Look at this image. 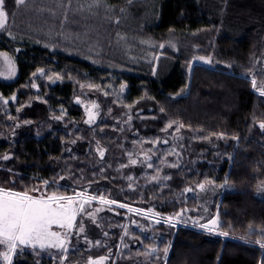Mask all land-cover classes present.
<instances>
[{
    "label": "trees",
    "instance_id": "trees-1",
    "mask_svg": "<svg viewBox=\"0 0 264 264\" xmlns=\"http://www.w3.org/2000/svg\"><path fill=\"white\" fill-rule=\"evenodd\" d=\"M79 1L5 0L0 54L15 73L0 76V187L89 188L91 206L103 196L125 207L102 213L101 244L18 248L13 264H264V0H101L114 12L98 30L76 21ZM201 57L209 67L190 66ZM206 180L222 189L211 230L197 194Z\"/></svg>",
    "mask_w": 264,
    "mask_h": 264
},
{
    "label": "snow or ice",
    "instance_id": "snow-or-ice-1",
    "mask_svg": "<svg viewBox=\"0 0 264 264\" xmlns=\"http://www.w3.org/2000/svg\"><path fill=\"white\" fill-rule=\"evenodd\" d=\"M15 3L24 5L25 0H15ZM4 5L5 0H0V29L5 28L8 20V13L5 11ZM95 6H98V2ZM0 55L4 57V63L8 69V78H11L14 75V62L6 54ZM200 59L206 64L211 63L210 59L203 57ZM252 84L254 87L256 86L255 80L252 81ZM32 86L35 87L36 85L33 84ZM259 94L264 96V87L261 88ZM92 107L95 108L96 105ZM88 115L89 122L95 119L94 112L89 111ZM168 127L171 128L172 125L169 124ZM182 127L183 125H180L175 130L179 131ZM259 127L264 129V122L260 123ZM99 154L103 157L104 151L100 150ZM8 158L7 156L4 157V159ZM130 163L135 164L136 160H130ZM157 178L158 176L153 177V179ZM211 183V180H206L199 187L204 190L205 184ZM191 190L189 189V191ZM261 191H264V189H261ZM32 192L37 193V195L30 194L29 191H14L0 187V245L5 249L0 252V259L4 264H13V256L18 254V248L21 251L26 247L33 249H65L68 238L66 236L62 238L61 233L54 229H73L77 214L83 211L86 203L96 198L95 196L86 195L84 192L77 193L76 196H62L55 193L52 195L39 194L41 189H33ZM77 196H79V199H77ZM100 203L112 205L116 204L117 201L106 200L101 196ZM118 207L124 208L125 204L119 203ZM216 226V219L211 220L210 224L201 225L205 230L214 229ZM80 231H83L82 226H80ZM220 234L227 236V233ZM257 243L264 247V242L257 241ZM167 251L168 249L165 248V254H167ZM96 264H102V260L97 261Z\"/></svg>",
    "mask_w": 264,
    "mask_h": 264
},
{
    "label": "rangeland",
    "instance_id": "rangeland-1",
    "mask_svg": "<svg viewBox=\"0 0 264 264\" xmlns=\"http://www.w3.org/2000/svg\"><path fill=\"white\" fill-rule=\"evenodd\" d=\"M97 2H98V6H95L97 4ZM75 3L77 4V6L75 5ZM75 3H74V7H76V10H75L74 16L76 17V21L80 22V26L84 25V27H88L90 25L89 22H91V24L93 25L92 26L93 30H98V28H95V27H96V25L101 27L103 19H105V20L107 18L113 19L112 13L114 12V10H112L111 7H107L101 0H85V1L83 0V1L75 2ZM58 15L59 14L56 13V15H54V16L52 15V16L54 18V17H57ZM77 16H79V17H77ZM80 16H82L84 20L87 19L88 26H87V23L84 22V20H83L84 23H82V20H78V19H80ZM67 31H65L66 32L65 33L66 34L65 42H68L69 45L75 46L74 40L79 38V37L76 36V38H75V35H74L75 33L73 31H68V32ZM84 31H85V34H89L88 29L84 30ZM119 37L122 39H125V36L124 37L119 36ZM89 46H92V45H89ZM139 46L143 47V49H146L149 47V45H147L145 41H140ZM91 49H93V50L91 51ZM87 52L92 54V56H95L96 54L100 53L101 50L99 49V47H97V48L96 47H94V48L89 47ZM138 53H139V51H138ZM94 59H95V57H90L88 59V61L93 62ZM14 73H15V71H14ZM39 74L43 75L44 72L40 71ZM7 75H8V69L4 63V57L2 55H0V76H7ZM108 86L113 87L112 82H109ZM35 87L37 89L38 85L36 84ZM116 93L118 94L117 91H116ZM95 118H96V116H95ZM173 139H176V137L174 136ZM207 141H211V140H209L207 138ZM161 143L165 144L164 141H162ZM157 145H158V142H157ZM157 145L155 143V146H157ZM168 148L170 151H172V153H175V155H177L175 152L176 147H174V146L169 147L168 146ZM163 155L165 156V154H163ZM142 158L144 161H147V163H149V164H147V166L149 168L153 167V165L150 163V161H151L150 157L143 155ZM164 158L165 157H163V159ZM134 160H136L135 164H138L137 163L138 160L137 159H134ZM82 192H84L86 195L97 197L95 194H92V193L88 192L87 190H84ZM221 192H222V189H219L218 187L212 186V185H205L204 190H201L200 187H198L197 194L199 195V197L201 199L202 206L205 210L204 215L206 216V220L208 219L209 224H210V221L214 219V217L211 215L212 205H213L215 199L217 197H219ZM52 194H53V192L51 194H46V195H52ZM110 199L117 201V203H120V202H118V200L116 198L115 199L110 198ZM91 202L95 203L93 201L86 203L84 205L83 211H81L77 214L76 227H75L74 232L71 234L70 238H69L67 233H64L62 235V238L65 236L68 238V243L65 245V249H61V251L65 252L68 248L70 249L71 247L75 248V249H77V248H88V247L92 248L94 244H97V245L101 244L99 239L96 241V243H94V240L100 235L101 226H100L99 222H100L101 215L107 208H112V206L115 204H112L110 206L108 204L97 203L96 206H91ZM77 207H79V205H77ZM86 208H88L89 211H87V210L85 211ZM97 209H99V211H97ZM153 214H156V213H153ZM170 219H171V221H175V222L181 221L179 218H176V217L170 218ZM152 222L157 223V221H152ZM80 226L83 227L82 232L80 231ZM0 246H2V245H0ZM156 247L157 246L149 249L150 253H145L147 258L153 259L154 257H156V251H157ZM45 249H49V248H45ZM4 250L5 249H3V251ZM147 250L148 249H146V251ZM3 251H1V252H3ZM98 261H101V260H98ZM68 264H72V263H68ZM75 264H78V263H75ZM94 264H96V263H94ZM102 264H107V260L102 259Z\"/></svg>",
    "mask_w": 264,
    "mask_h": 264
},
{
    "label": "flooded vegetation",
    "instance_id": "flooded-vegetation-1",
    "mask_svg": "<svg viewBox=\"0 0 264 264\" xmlns=\"http://www.w3.org/2000/svg\"><path fill=\"white\" fill-rule=\"evenodd\" d=\"M87 191L90 190L89 188L86 189ZM40 194H44V193H40ZM69 196H74V195H69ZM76 221H77V218H76ZM76 221H74V227L73 229L71 230H68V229H54L56 231H59L61 233V236L64 234V233H67L69 238L71 236V234L74 232L75 230V227H76ZM85 246V245H84ZM26 248H31V247H26ZM32 249V248H31ZM38 250H50V251H60L61 249L59 248H49V249H39V248H36ZM102 259H106L107 260V264L109 262V257L107 255H103V256H100V257H97V258H89L87 262H81V263H78V264H94L96 263L98 260H102ZM72 264H75V263H72Z\"/></svg>",
    "mask_w": 264,
    "mask_h": 264
},
{
    "label": "water",
    "instance_id": "water-1",
    "mask_svg": "<svg viewBox=\"0 0 264 264\" xmlns=\"http://www.w3.org/2000/svg\"><path fill=\"white\" fill-rule=\"evenodd\" d=\"M195 65H201V66L209 67V64L204 63L201 59L193 58L190 61V66L193 67Z\"/></svg>",
    "mask_w": 264,
    "mask_h": 264
}]
</instances>
